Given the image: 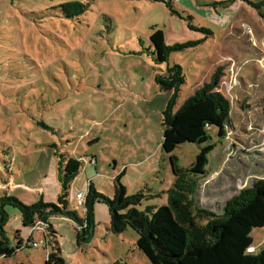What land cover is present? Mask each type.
Instances as JSON below:
<instances>
[{"label": "rangeland", "instance_id": "rangeland-1", "mask_svg": "<svg viewBox=\"0 0 264 264\" xmlns=\"http://www.w3.org/2000/svg\"><path fill=\"white\" fill-rule=\"evenodd\" d=\"M157 29L167 45L183 46L166 63L153 59L149 35ZM174 63L185 77L176 107L219 70L217 90L230 104L223 137L213 127L204 131L209 143L192 135L173 147V136L166 141L162 117L171 91L154 76ZM205 146V174L192 176L199 206L220 210L264 178V0H0V197L26 205L65 200L82 216L75 193L92 180L110 197L112 178L123 171L126 194L141 195L137 208H155L167 202L173 182L169 156L193 169ZM68 155L83 162L63 192ZM5 209L9 244L23 245L0 264H45L43 236L34 233L32 246L18 211ZM93 212L92 236L80 246L74 222L51 217L65 263L151 264L131 228L109 230L105 203ZM251 236L250 250L264 247V227Z\"/></svg>", "mask_w": 264, "mask_h": 264}, {"label": "trees", "instance_id": "trees-1", "mask_svg": "<svg viewBox=\"0 0 264 264\" xmlns=\"http://www.w3.org/2000/svg\"><path fill=\"white\" fill-rule=\"evenodd\" d=\"M168 2L172 4V0ZM253 5L259 7L258 3ZM63 7L79 8L81 5L66 3ZM149 40L156 63H166L170 52L183 48L180 44L167 45L160 29L154 30L149 35ZM154 79L161 90L171 91L163 110L162 125L166 141L173 136L170 140L172 147L177 141L191 139V135L196 137L199 144L204 141L209 143L210 137L204 131L213 127H216L219 137L225 135L230 104L217 90L220 79L218 69L208 83L195 89L179 107H176V101L181 86L185 83L181 66L167 64L165 70L156 74ZM209 149V146L201 148L192 164L193 169L180 167L176 156H169L173 182L167 190V202L155 208H137L141 195L126 194V188L119 180L123 171L112 178L113 191L110 197L98 193L92 181L88 180L82 216L77 211L70 210L65 200L64 204H59L40 198L26 205L14 196H1L0 257L11 256L23 245L20 239L15 247L9 244L5 233L8 220L6 206L18 211L23 227L29 229L36 222L45 225L43 247L48 250L45 264H67L60 255L57 232L52 227L51 217L71 219L74 222L75 243L80 246L92 236L93 207L101 202L108 207L109 230L119 233L127 227L131 228L137 235L138 249L151 264H264V247L257 251L250 250L253 246L252 229L264 227V178L242 188L227 199L220 210L199 206L195 197L197 183L192 176L205 174L202 170L207 162L205 153ZM82 162L79 158L67 156L60 172L63 192L78 174Z\"/></svg>", "mask_w": 264, "mask_h": 264}, {"label": "built area", "instance_id": "built-area-1", "mask_svg": "<svg viewBox=\"0 0 264 264\" xmlns=\"http://www.w3.org/2000/svg\"><path fill=\"white\" fill-rule=\"evenodd\" d=\"M89 163H94V160L93 159L89 160ZM84 199H85V192L80 191V192L76 193V200H77L78 205L83 206ZM45 232H46L45 231V225L42 222H36L32 226H30L28 229V237L31 240L30 244L32 246H38V243L32 240V236L34 233H38V234H41L42 236H44ZM43 238L41 240L42 244H43V240H44Z\"/></svg>", "mask_w": 264, "mask_h": 264}, {"label": "crops", "instance_id": "crops-1", "mask_svg": "<svg viewBox=\"0 0 264 264\" xmlns=\"http://www.w3.org/2000/svg\"><path fill=\"white\" fill-rule=\"evenodd\" d=\"M78 158L80 159V157H78ZM87 180H88V179H87ZM91 181H92V180H91ZM87 184H88V181H87ZM87 184H86V189H85L83 192H85V191L87 190ZM92 184H93V182H92ZM93 185H94V184H93ZM80 191H82V190H79V191H77V192H80ZM77 192H76V193H77ZM76 193H75V194H76Z\"/></svg>", "mask_w": 264, "mask_h": 264}, {"label": "bare ground", "instance_id": "bare-ground-1", "mask_svg": "<svg viewBox=\"0 0 264 264\" xmlns=\"http://www.w3.org/2000/svg\"><path fill=\"white\" fill-rule=\"evenodd\" d=\"M30 240V239H29Z\"/></svg>", "mask_w": 264, "mask_h": 264}]
</instances>
